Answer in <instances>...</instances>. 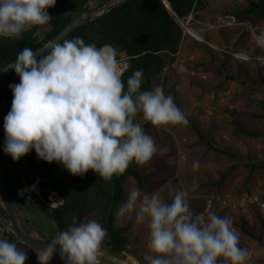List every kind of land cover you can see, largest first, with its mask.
Wrapping results in <instances>:
<instances>
[{
	"label": "clouds",
	"instance_id": "9594fccd",
	"mask_svg": "<svg viewBox=\"0 0 264 264\" xmlns=\"http://www.w3.org/2000/svg\"><path fill=\"white\" fill-rule=\"evenodd\" d=\"M55 4L56 0H0V38H21L34 27L47 25L52 18L48 9ZM257 39L264 42V32ZM49 48L38 59L32 48L25 47L9 65L20 78L18 84L9 85L13 100L4 118V152L14 161L35 150L39 159L58 162L73 176L92 170L110 182L131 164L143 165L169 151L135 122L137 114L153 126L189 123L162 86L141 90L143 69L125 85L112 45L98 47L76 37ZM199 166V161L193 162L194 170ZM35 184L18 189L17 199L40 196ZM173 191L172 202L166 203L157 194L132 188L116 211L118 220L135 214L136 223L147 222L143 264H247L250 252L240 246L231 218L214 211L194 216L187 194ZM44 203L53 209L62 205V199L51 192ZM107 235L97 220L74 217L66 230L36 251L38 264H49L57 251L65 264H98ZM26 260L27 251L0 238V264Z\"/></svg>",
	"mask_w": 264,
	"mask_h": 264
},
{
	"label": "rangeland",
	"instance_id": "374dc122",
	"mask_svg": "<svg viewBox=\"0 0 264 264\" xmlns=\"http://www.w3.org/2000/svg\"><path fill=\"white\" fill-rule=\"evenodd\" d=\"M100 1L90 0V6L96 7ZM121 1L109 0V3ZM254 1L203 0L196 19L192 16L189 20L175 19L187 39L174 66L178 72L177 106L189 123L153 126L142 117L135 121L158 146L167 147L169 151L155 155L143 165L133 164L143 176L151 174L144 182L142 194H157L164 202L171 203L173 190H182L187 194L186 200L194 216L202 214L205 203L212 200V211L232 219L240 246L249 250L247 264H264V213L253 207L243 214L234 206L242 196L249 195H257L264 202V42L257 39L264 32V12L262 17L238 19L235 16ZM107 8L84 18L99 16ZM184 25L198 32L205 42L215 44L217 50L201 51L199 44L190 41L193 38L186 34ZM240 130L254 137H244ZM205 142L211 148L206 147ZM194 161H199L200 165L196 170ZM254 164H257L254 171L246 167ZM227 172L230 174L221 182V176ZM132 188H136L132 183L124 187L126 196ZM226 198L233 204L231 207L219 205ZM199 209L203 210L195 215L194 210ZM13 210L20 229L29 238L43 241L42 234L56 236L58 230L49 219L16 205ZM116 223L127 228V250L118 256L102 251L99 260L102 264L108 259H112V264H143L141 261L148 252L147 222L136 223L133 214ZM52 258L59 264L55 255ZM25 264H38V258L27 251ZM49 264L55 263L50 261Z\"/></svg>",
	"mask_w": 264,
	"mask_h": 264
},
{
	"label": "trees",
	"instance_id": "16d2710c",
	"mask_svg": "<svg viewBox=\"0 0 264 264\" xmlns=\"http://www.w3.org/2000/svg\"><path fill=\"white\" fill-rule=\"evenodd\" d=\"M165 1L169 4L170 10L165 7L163 0H122L102 16L77 25L59 42L80 37L85 43H94L98 47L112 45L117 50V59H120L121 54L125 55L127 69L122 76L125 85L136 70L143 69L141 90L162 86L165 95H172L177 104L175 80L176 78L178 80V72L174 66L187 39L175 19L184 20L190 15L196 19L204 2ZM109 4V0H101L92 8L90 0H56V4L48 9L52 18L47 25L34 27L31 31L23 33L21 38H0V71L14 63L19 52L25 47L32 48L35 52L42 49L71 23L92 12L100 11ZM263 9V0H256L250 3L248 9L236 13L235 16L238 19L242 16L262 17ZM190 41L199 44L201 51L212 52V49L203 43L201 45L194 39ZM49 51L37 58H43ZM19 82L20 78L14 70L0 78V168L5 176L11 203L19 209L49 219L58 232L66 230L73 223L74 217L77 221L95 219L108 233L102 251L114 256L125 252L129 245L127 228L116 226L118 221L116 211L126 200L124 187L132 183L142 192L144 182L150 179L151 174L143 176L136 166L131 164L124 174L113 176L110 182H105L92 170L82 177L73 176L62 164L39 159L35 150L21 157L19 161L10 159L4 152V118L11 110L13 100V92L9 85ZM167 89L170 90L166 91ZM141 117L142 113L137 114L135 121ZM234 127L237 135L238 127L236 124ZM240 133L244 137H254V134L244 130H240ZM203 144L211 148L207 142ZM256 165L246 167L254 171ZM229 172L221 176V182L230 174ZM34 184L40 196L33 194L29 199H17L18 189L24 185ZM51 192H55L62 199L61 206L52 209L45 205L44 201ZM200 210L203 209L194 210L195 215ZM0 211L7 220L8 216L1 206ZM240 231L242 232V229ZM0 238L15 243L17 247H22L37 257L36 253L23 245L14 234L7 232L1 222ZM42 238L44 242L50 243L54 237L42 234Z\"/></svg>",
	"mask_w": 264,
	"mask_h": 264
},
{
	"label": "water",
	"instance_id": "95a60500",
	"mask_svg": "<svg viewBox=\"0 0 264 264\" xmlns=\"http://www.w3.org/2000/svg\"><path fill=\"white\" fill-rule=\"evenodd\" d=\"M165 7L169 10V4L164 0L163 1ZM118 3L112 4L110 5L105 11L102 12L101 15L96 16L92 19H96L100 16H102L103 14L107 13L109 10H111L112 8H114ZM88 20H91V18H81L76 20L75 22L71 23L69 26H67L65 28L64 31H62L56 38H54L51 42H49L45 47H43L42 49L36 51L37 55H41L47 51L50 50L49 45L51 43H55L57 41H60L61 39H63L73 28H75L77 25L86 22ZM37 56V57H38ZM11 65V64H10ZM13 68L6 66L5 68H3L0 71V78H2L4 75H6L7 73H9L10 71H12ZM0 201H1V205L2 208L4 209V211L6 212L7 216H8V220L9 222H5L2 213L0 212V222L2 223V225L9 230L12 234H14V236L25 246H27L28 248H30L31 250H33L34 252H36L40 247L45 246L47 243L43 242V241H39V240H34L29 238L27 235L24 234V232L20 229L14 211H13V207L11 205L10 202V197L8 194V190H7V185H6V180H5V176L3 171L0 168ZM59 246H57L58 248ZM54 255L57 257L59 263H63L65 264L64 261H62L60 259V253L59 251H57L56 253H54ZM54 263H56L54 260H51Z\"/></svg>",
	"mask_w": 264,
	"mask_h": 264
},
{
	"label": "built area",
	"instance_id": "2783aa9c",
	"mask_svg": "<svg viewBox=\"0 0 264 264\" xmlns=\"http://www.w3.org/2000/svg\"><path fill=\"white\" fill-rule=\"evenodd\" d=\"M118 61L124 73V71L127 69V62L125 60V56L120 57ZM60 204L61 201H58L56 203V205H60ZM209 205H211L210 208ZM219 205L221 207H228V206L231 207L233 204L230 202V200L226 198L223 199ZM234 206H236V208L243 214H246L248 209L253 207L264 213V202L257 195L242 196L240 199H238L235 202ZM213 209H214V202L212 200L208 201L205 203L202 214L200 213L199 215L205 216L209 211H212Z\"/></svg>",
	"mask_w": 264,
	"mask_h": 264
},
{
	"label": "bare ground",
	"instance_id": "6f19581e",
	"mask_svg": "<svg viewBox=\"0 0 264 264\" xmlns=\"http://www.w3.org/2000/svg\"><path fill=\"white\" fill-rule=\"evenodd\" d=\"M164 1V0H163ZM183 20V19H182ZM189 20V18H188ZM187 20V21H188ZM185 29L186 34H188L191 38H193L195 41L199 42V43H205L206 45H208L210 48H212L213 50L216 49L217 50V46L215 44H212L211 42L208 43L204 41V39L202 38V36L196 32L195 30L191 29L190 26L188 27L187 25H184L183 27ZM240 55V54H239ZM237 57H241V56H237Z\"/></svg>",
	"mask_w": 264,
	"mask_h": 264
},
{
	"label": "crops",
	"instance_id": "0c3cea01",
	"mask_svg": "<svg viewBox=\"0 0 264 264\" xmlns=\"http://www.w3.org/2000/svg\"><path fill=\"white\" fill-rule=\"evenodd\" d=\"M119 1H120V0H119ZM113 4H114V3H113ZM110 5H112V4H110ZM110 5H109V6H110ZM117 5H118V4H117ZM109 6H108V7H109ZM169 10H170V9H169ZM123 56H124V54H123ZM260 212H261V211H260ZM110 257H111V256H110ZM112 257H113V256H112ZM111 260H112V259H110V260L108 259V261H106L104 264H112L113 262H112ZM98 264H102L100 260H98Z\"/></svg>",
	"mask_w": 264,
	"mask_h": 264
}]
</instances>
